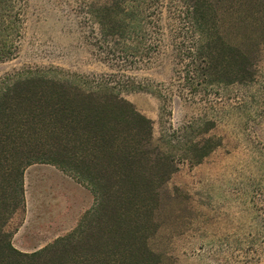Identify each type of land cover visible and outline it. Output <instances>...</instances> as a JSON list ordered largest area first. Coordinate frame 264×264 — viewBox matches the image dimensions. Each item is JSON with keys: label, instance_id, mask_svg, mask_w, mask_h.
<instances>
[{"label": "trees", "instance_id": "1", "mask_svg": "<svg viewBox=\"0 0 264 264\" xmlns=\"http://www.w3.org/2000/svg\"><path fill=\"white\" fill-rule=\"evenodd\" d=\"M2 1L6 60L15 54L19 19L13 0ZM87 14L106 57L144 65L162 48L178 90L191 79L204 88L246 82L264 47V0H102ZM57 70L27 69L0 83V264H165L151 245L164 186L179 160L199 164L219 146L201 137L212 122H188L155 138L151 119L117 89L121 77ZM137 84L162 96L146 79ZM36 163L86 185L94 205L71 232L26 254L13 247L8 226L23 208V173Z\"/></svg>", "mask_w": 264, "mask_h": 264}, {"label": "rangeland", "instance_id": "2", "mask_svg": "<svg viewBox=\"0 0 264 264\" xmlns=\"http://www.w3.org/2000/svg\"><path fill=\"white\" fill-rule=\"evenodd\" d=\"M101 1L13 0L16 50L0 60V83L27 69L121 77L117 89L151 119L155 138L188 122L211 121L201 137H213L219 146L199 164L177 162L151 245L168 258L165 264H264V47L252 79L205 88L191 79L190 89L186 83L178 90L162 48L144 65L102 54L98 25L87 14ZM144 79L162 96L139 89ZM22 210L13 214L9 231Z\"/></svg>", "mask_w": 264, "mask_h": 264}, {"label": "crops", "instance_id": "3", "mask_svg": "<svg viewBox=\"0 0 264 264\" xmlns=\"http://www.w3.org/2000/svg\"><path fill=\"white\" fill-rule=\"evenodd\" d=\"M22 185V217L11 230V243L22 253L36 252L71 232L94 205L86 185L52 164L28 166Z\"/></svg>", "mask_w": 264, "mask_h": 264}]
</instances>
